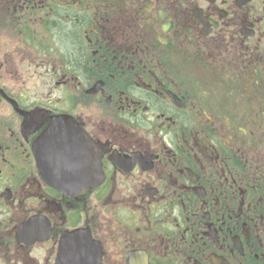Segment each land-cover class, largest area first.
I'll return each instance as SVG.
<instances>
[{"label": "flooded vegetation", "instance_id": "af4514ba", "mask_svg": "<svg viewBox=\"0 0 264 264\" xmlns=\"http://www.w3.org/2000/svg\"><path fill=\"white\" fill-rule=\"evenodd\" d=\"M0 264H264V0H0Z\"/></svg>", "mask_w": 264, "mask_h": 264}, {"label": "water", "instance_id": "95a60500", "mask_svg": "<svg viewBox=\"0 0 264 264\" xmlns=\"http://www.w3.org/2000/svg\"><path fill=\"white\" fill-rule=\"evenodd\" d=\"M35 156H36V160L38 165L40 164V152H39V147H37V149H35Z\"/></svg>", "mask_w": 264, "mask_h": 264}]
</instances>
